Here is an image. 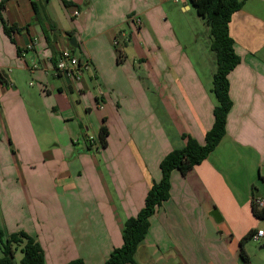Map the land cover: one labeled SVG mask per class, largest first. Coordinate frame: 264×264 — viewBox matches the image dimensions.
Returning a JSON list of instances; mask_svg holds the SVG:
<instances>
[{
	"label": "crops",
	"instance_id": "0c3cea01",
	"mask_svg": "<svg viewBox=\"0 0 264 264\" xmlns=\"http://www.w3.org/2000/svg\"><path fill=\"white\" fill-rule=\"evenodd\" d=\"M62 1L0 0L4 21L18 29L9 37L0 19V227L36 238L46 264H105L123 245L126 220L161 181L163 158L185 145V134L205 143L216 57L210 46L209 80L177 36L170 16L191 13L189 0H65L70 8ZM171 2L180 9L166 8ZM68 33L74 53L90 62L80 80L55 72L61 49L72 47ZM230 35L241 62L229 75L226 135L187 175L172 173L170 199L150 218L139 264H247L245 238L248 264H264V236L253 239L264 220L252 209L264 197V0H248L233 15ZM130 48L146 67L142 79L153 83L148 90L134 81Z\"/></svg>",
	"mask_w": 264,
	"mask_h": 264
},
{
	"label": "trees",
	"instance_id": "16d2710c",
	"mask_svg": "<svg viewBox=\"0 0 264 264\" xmlns=\"http://www.w3.org/2000/svg\"><path fill=\"white\" fill-rule=\"evenodd\" d=\"M49 0H46L48 2ZM192 7L205 24L208 26L211 37V50L216 57V71L213 76L212 93L216 101L214 109V124L207 132L205 143L200 144L194 137L183 135L185 145L174 149L166 155L160 164L162 179L154 183L147 193L145 205L137 216L126 220L123 227V245L116 248L105 264H139L136 258L139 246L145 241L150 230V218L157 212L171 196L172 173L179 171L187 175L196 166L205 161L217 148L226 135L228 115L232 109L233 102L230 97V73L240 64L241 59L234 47V40L230 35V23L233 15L241 10L248 0H189ZM66 8L72 3L63 1ZM4 2L0 3V19L5 33L11 37L17 27H9L4 21L1 10ZM34 10L38 12V4L33 3ZM73 37L72 33H68ZM48 42H51L49 34L46 33ZM129 38V36L127 37ZM72 50H76L71 47ZM117 49V47H116ZM118 51L119 60L123 58L122 51ZM82 61L83 59L79 57ZM56 65L57 61L54 60ZM0 83L6 84L4 76L0 74ZM109 129L103 125L99 131V139L102 146H108ZM255 189V187H254ZM252 209L254 215L264 220V210L258 209L253 201ZM254 232L251 233V237ZM245 238L241 241V256L248 264L249 258L243 249ZM21 247L23 255L19 263L16 262V254ZM0 248L3 256L0 264H46L45 253L40 242L24 231L8 234L0 227ZM68 264H85L82 260H74Z\"/></svg>",
	"mask_w": 264,
	"mask_h": 264
},
{
	"label": "rangeland",
	"instance_id": "374dc122",
	"mask_svg": "<svg viewBox=\"0 0 264 264\" xmlns=\"http://www.w3.org/2000/svg\"><path fill=\"white\" fill-rule=\"evenodd\" d=\"M62 4L64 6L63 1H62ZM180 7H181V5H175L173 2H171L166 8H168V9L173 8V11H177L180 9ZM170 20L172 21V23L175 26V31L177 32V36H178L179 40L182 42V44H184V46L188 47V50H190L189 53H190V57L192 59V63L194 64V66L197 68V70L199 71V73L202 76L204 75L205 78L210 80L211 76H210V74H208V72H209V69L212 67L211 56H210L211 37H210V34L205 33L206 27H205V23H203L204 20L196 15L195 9L192 10L191 13H188V15L183 16V18L181 20H178L177 16L176 17L170 16ZM177 28L180 29V32ZM149 31L151 33V36L154 38V40H156V37L153 34V32L151 30H149ZM146 48L148 49V52H147L148 54H151V53L153 54L154 50L150 51V49L147 46H146ZM115 49H116V47L114 45H112V51H115ZM117 50L122 51L123 46H121L119 44L117 46ZM194 52L196 53V55ZM78 53H79V51H78ZM104 53H106V51H104ZM120 54L125 55L123 53V51L120 52ZM211 55H213V53ZM129 58H130V61L134 60L133 62H130L131 67L133 65L136 67V72H135L136 75H135V77H133L134 81L139 82L140 84H142V86H144L148 90L149 86H153V83L148 81L147 79L146 80L142 79V77L144 75H146V72L144 71V69L146 67L144 69L140 68V64L138 62V58H140L139 52L137 50H135V52H133L132 48H130ZM131 67H130V69L133 68V67L132 68ZM132 70H134V69H132ZM130 82H131V77H130ZM132 92H133V90H132V88H130V96L132 95ZM96 115H98V113L94 114L95 117H96ZM43 121L47 122V123L49 122V124H52V120L49 121V119L46 116L43 117ZM73 126H74V128H77L75 126V124ZM95 150L96 149H94V151ZM263 173H264V170H263ZM258 184H259V187L262 186V192L264 193V180H261ZM8 234H11V233H8ZM22 257H23V255L21 253V247H20L18 249L17 254H16V262L19 263L20 260L22 259Z\"/></svg>",
	"mask_w": 264,
	"mask_h": 264
},
{
	"label": "built area",
	"instance_id": "2783aa9c",
	"mask_svg": "<svg viewBox=\"0 0 264 264\" xmlns=\"http://www.w3.org/2000/svg\"><path fill=\"white\" fill-rule=\"evenodd\" d=\"M179 0H176L178 2ZM79 11L76 10L74 12L75 17L79 16ZM129 23L140 26L142 24V20L137 16H131L129 18ZM115 45H119V41L115 40ZM39 68V65L35 62L32 66V70H36ZM90 70V62L88 60H80V58L74 53L71 47L61 49L59 52V56L57 58V63L55 66L56 74L66 76L72 80H80L84 74V72ZM0 74L2 71L0 70ZM254 203L258 209L264 210V197L255 198ZM264 236V230H259L254 236L253 239L258 241L260 238Z\"/></svg>",
	"mask_w": 264,
	"mask_h": 264
},
{
	"label": "water",
	"instance_id": "95a60500",
	"mask_svg": "<svg viewBox=\"0 0 264 264\" xmlns=\"http://www.w3.org/2000/svg\"><path fill=\"white\" fill-rule=\"evenodd\" d=\"M71 45H72V47H74V48H78V44H77V42H76V38H72L71 39ZM212 215L217 219V218H219L220 219V215H219V212L217 211V210H214L213 211V213H212Z\"/></svg>",
	"mask_w": 264,
	"mask_h": 264
}]
</instances>
